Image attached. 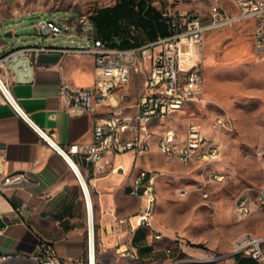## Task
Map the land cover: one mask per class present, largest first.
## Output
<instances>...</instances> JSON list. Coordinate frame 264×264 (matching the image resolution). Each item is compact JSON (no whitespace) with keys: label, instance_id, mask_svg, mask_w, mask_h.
Wrapping results in <instances>:
<instances>
[{"label":"crops","instance_id":"crops-1","mask_svg":"<svg viewBox=\"0 0 264 264\" xmlns=\"http://www.w3.org/2000/svg\"><path fill=\"white\" fill-rule=\"evenodd\" d=\"M116 4L121 6L122 0H115L112 5L99 7L93 13L97 17L99 26L91 24L97 38L106 42L110 48L120 50L145 46L167 33L164 17L167 10L182 13L199 10L203 13L204 9L198 3L173 6L170 3L167 6L164 2L159 4L152 0H130L133 11L131 18L112 16L109 22L102 21L97 11ZM228 5L230 12L234 14L236 11L234 4ZM29 15L31 14L24 13L14 0H0V33H10L12 36L8 29L9 24ZM74 24V18L66 23L72 31H75ZM254 27L253 20H246L235 26L206 34L202 50L203 90L198 95L199 99H202L204 89L206 92L210 90L208 80H214L217 85L214 74L230 70L228 62L244 54V51L253 44L250 35ZM236 31L238 34H235ZM246 35L249 38H245ZM80 36V40L85 42L84 46L89 45L90 40L87 35L80 33ZM226 44L227 51L218 60L221 54L219 51ZM11 50L13 49L8 42L0 40V52ZM145 65L147 66V62ZM20 67L21 70L13 71L9 76L12 95L31 120L38 127L49 132L54 142L63 148H67L72 143H89L93 125L108 118L117 109H120L125 116H132L136 112L135 104L143 91V77L132 73L128 85L124 88L127 98L119 104L120 106H108L98 102L94 113L70 116L63 110L58 97L59 82L63 79L74 87L93 85L97 80V72L92 57L40 53L33 57L29 66H25V71L22 64ZM189 106L198 105L195 102L190 103L182 111L165 120L150 122L148 128L151 134V149L149 152L138 156L125 153L111 158L114 165H122L124 172L97 176L93 174L91 168L86 166L83 159L77 157L79 171L90 194L95 236L103 254L120 255L123 258L130 256V259L144 261L151 255L166 257L174 255V259L184 253L198 259L207 256L208 251L189 249L182 244L181 238H177L170 232L162 234L163 237L156 241L157 232H154L153 228L136 229L134 235L137 232L139 239L128 246L131 228L126 222L118 226L120 221L133 217L140 209L141 200L128 195L129 184L137 172L158 171L163 176L162 170L168 167L152 165L151 158L160 159L170 166L178 163L176 160H165L157 148L156 140L157 135L166 130L175 131L177 135H184L192 116L195 120L201 118ZM209 131L210 136L215 134L211 129ZM206 133L208 134L207 131ZM0 145L6 158L7 171L22 174L25 178L22 184L10 186L2 192L0 264L12 258L33 259L42 241H48L54 245L62 264H76L85 257L88 235L87 208L76 175L66 161L48 147L8 105L2 104L1 100ZM18 209L20 210L17 211ZM115 227L120 230L117 235ZM116 244H119L120 248H117ZM148 244H152V247ZM139 247L147 250L141 253L138 251ZM231 256L233 264H238L241 259L254 264L251 259L240 255ZM2 258L6 259L2 260Z\"/></svg>","mask_w":264,"mask_h":264},{"label":"built area","instance_id":"built-area-1","mask_svg":"<svg viewBox=\"0 0 264 264\" xmlns=\"http://www.w3.org/2000/svg\"><path fill=\"white\" fill-rule=\"evenodd\" d=\"M238 14L228 15L221 7L211 9L210 18L205 21L203 16L191 11L187 13L167 10L164 13L167 24V34L158 37L145 46L120 50L110 48L106 42L96 37V31L90 21L87 26H81L79 34H85L90 40L89 45L77 48H56L45 45L26 46L9 52H0V100L8 105L16 116L21 118L44 141L58 153L69 165L82 188L87 214L88 235L85 257L76 264H95V230L93 225L90 194L87 184L79 171L77 157L91 168L93 174L102 176L108 173L124 172L122 165H114L112 157L125 153L135 156L147 153L151 149L149 124L152 120L162 121L182 111L190 103H199L198 95L203 90V41L206 34L246 20H253V41L257 55L264 53V0H247L237 2ZM89 20V18H88ZM35 30L42 41L54 38L63 33L59 22L54 18L40 16L35 23ZM40 53H60L62 55H84L93 58L97 72V80L91 86L74 87L61 79L58 87V97L63 110L70 116L92 114L98 102L108 106H120L127 98L124 88L130 81L131 74L143 77V91L138 99L136 112L125 116L120 109L115 110L108 118L93 125L89 143H72L67 148L56 144L49 132L38 127L20 108L11 93L9 76L13 71L21 70L20 65H30L33 57ZM147 62V66L145 65ZM189 121L184 135L166 130L157 135L156 145L165 160H176L180 165L199 166L202 172L209 174L216 182H221L224 175L214 170V164L220 157V145L210 137L195 119ZM231 120L228 116L218 115L211 122L213 132L229 131ZM261 152L264 154V144ZM162 174L158 171L140 170L132 178L128 195L141 200L137 214L120 224L128 223L131 232L128 236V246L131 245L136 229L152 228L157 208L156 183ZM25 181L24 175L10 173L6 169V158L0 145V199L2 192L13 185ZM186 195L181 192V196ZM207 193L202 198L207 199ZM264 205V195L257 201ZM251 201L240 197L235 213L239 219L246 218L251 213ZM18 209L17 211H19ZM90 231L92 234V251L90 248ZM116 235L120 233L115 227ZM157 232L155 240L162 238ZM152 247V244H148ZM120 248L119 244H116ZM231 255H240L251 259L254 264H264V235L245 233L239 235L232 245ZM221 256H211L200 259L215 261ZM6 258H2L5 260ZM33 259L37 264H62L56 254L54 245L42 241Z\"/></svg>","mask_w":264,"mask_h":264},{"label":"rangeland","instance_id":"rangeland-1","mask_svg":"<svg viewBox=\"0 0 264 264\" xmlns=\"http://www.w3.org/2000/svg\"><path fill=\"white\" fill-rule=\"evenodd\" d=\"M115 0H14L24 13L31 14L9 24L11 37L0 33V40L8 42L11 49L40 46L34 23L44 14L56 19L63 33L43 40L52 47L77 48L84 46L80 34L66 23L74 18L73 27L87 26L88 18L102 6L112 5ZM167 6L172 4L198 3L204 20L210 18L214 7H221L228 15H237L238 1L247 0H152ZM234 4V14L228 4ZM237 24V23H236ZM235 26V24L233 25ZM231 27V26H230ZM222 30V29H219ZM72 34L73 36H68ZM238 34V31L235 32ZM244 54L232 58L230 70L217 72L214 80H208L209 92L204 89L198 106H189L201 118L197 123L209 133L212 119L218 115L231 120L229 131L213 132L212 137L220 145V157L214 170L225 177L221 182L211 179L199 166L184 167L178 163L170 166L160 159L151 158L152 165L168 167L156 183L157 208L152 228L154 232L171 234L181 238L189 249L208 251L206 257L221 256L215 261H202L187 254L169 257L151 255L148 260L130 259L120 255L103 254L95 238V264H233V241L241 234L264 235V205L258 197L264 195V53L257 55L254 41ZM245 37V36H244ZM245 38H249L246 35ZM228 45L220 49L219 58ZM245 50V47H244ZM215 73V72H214ZM208 93V94H207ZM181 192L186 195L181 196ZM207 193V199L202 194ZM247 197L251 213L239 219L235 206L240 197ZM96 237V236H95ZM205 257V258H206ZM160 259V260H159ZM1 264H37L29 258H12Z\"/></svg>","mask_w":264,"mask_h":264},{"label":"trees","instance_id":"trees-1","mask_svg":"<svg viewBox=\"0 0 264 264\" xmlns=\"http://www.w3.org/2000/svg\"><path fill=\"white\" fill-rule=\"evenodd\" d=\"M112 13H113V15H112ZM97 15L102 17V19H103L102 21H108V22L111 20L112 16H114L115 18H118V17H122V18L129 17V18H131L133 16V11H132V7H130V0H128V1L122 0V5L121 6H119V5L117 6V4H116L113 7L100 9V10L97 11ZM96 19H97V17L94 16L93 14L89 17V21L92 24H95V25L99 26V24H97ZM100 25H101V23H100ZM166 34L167 33H165L164 35H166ZM94 230H95V227H94ZM138 239L139 238L137 237V232H136L135 235L133 236L132 243L137 242ZM146 250L147 249L143 248V247H139L138 248V251L141 252V253L143 251H146ZM238 264H252V262L248 261V260H242L241 259V260H239Z\"/></svg>","mask_w":264,"mask_h":264},{"label":"bare ground","instance_id":"bare-ground-1","mask_svg":"<svg viewBox=\"0 0 264 264\" xmlns=\"http://www.w3.org/2000/svg\"><path fill=\"white\" fill-rule=\"evenodd\" d=\"M90 218H91V213H90ZM90 225H91V219H90ZM90 248H91V251H92V234H91V231H90Z\"/></svg>","mask_w":264,"mask_h":264},{"label":"water","instance_id":"water-1","mask_svg":"<svg viewBox=\"0 0 264 264\" xmlns=\"http://www.w3.org/2000/svg\"><path fill=\"white\" fill-rule=\"evenodd\" d=\"M5 36H6V37H10V36H11V34H10V33H8V34H5Z\"/></svg>","mask_w":264,"mask_h":264}]
</instances>
